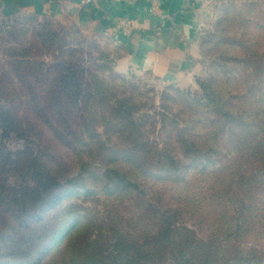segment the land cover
<instances>
[{"label":"rangeland","instance_id":"obj_1","mask_svg":"<svg viewBox=\"0 0 264 264\" xmlns=\"http://www.w3.org/2000/svg\"><path fill=\"white\" fill-rule=\"evenodd\" d=\"M198 2L203 74L197 79V87L190 90L165 84L150 73L124 70L121 63L126 51L122 45L110 37L85 31L73 22L28 12L0 15V22L7 19L5 24L16 25L20 31L19 41L30 47L39 61L54 63L64 58L78 61L86 71L91 92L97 90L95 86L99 83L96 103L105 102L109 106L100 109L96 116L89 112L84 116L89 125L97 128L104 144L120 147L124 141L113 132V126L107 129L101 122L102 119L110 122L118 119L115 110L119 109L123 114L120 121L129 114L138 123L137 143H144L146 147L137 149L156 153L168 149L169 153L176 152L186 160L187 152L178 142L184 134L180 133L181 129L187 121L215 115L203 107L207 103L203 84L215 73L236 70L249 74L245 83L248 85L254 83L255 73H264V0ZM123 22L124 31L132 29L130 23ZM49 29L54 40L51 38L49 46L45 47L40 36ZM221 87L225 95V85ZM189 101L203 108L192 109ZM91 118H95V122L91 123ZM181 122L182 127H178ZM190 134L197 137L204 132L198 125ZM4 145L13 151L23 147L22 142L13 138ZM220 153V162L200 174L188 170L187 177L166 180L160 176L142 177L135 171L132 179L140 185L132 186L129 192L66 200L51 225L64 226L78 219L80 232L73 243L67 245V251L56 255L54 263L76 256L74 263L77 264H112L113 259V264H118V259H127L133 264L137 261L147 264L148 260L152 264H173V260L190 264H239L237 257H244L250 264H264V214L259 216L240 208L243 201L250 206H262L264 186L261 183L264 181L261 179L264 177H258L253 164L240 165L241 160L229 143L224 144ZM102 161L103 165H95L100 172L107 164ZM163 220L171 224L170 230L186 234L174 237L170 248L157 243L156 239L151 242L157 231L164 228ZM197 241L208 242L212 247H195L193 243Z\"/></svg>","mask_w":264,"mask_h":264},{"label":"trees","instance_id":"obj_2","mask_svg":"<svg viewBox=\"0 0 264 264\" xmlns=\"http://www.w3.org/2000/svg\"><path fill=\"white\" fill-rule=\"evenodd\" d=\"M6 20L0 22V264H77L76 256L54 263L56 255L67 251V245L80 232L78 219L52 227L59 207L73 197L89 199L93 195L129 192L132 186L140 185L132 179L135 171L142 177L160 176L166 180L187 177L188 170L200 174L220 162V151L229 143L241 160L240 165L251 163L258 177H264V73H255L254 83L248 85L245 83L249 74L236 70L215 73L203 84L207 94L203 107L215 115L183 125L180 133L184 134L178 142L187 152L186 160L168 149L161 153L137 149L146 147L137 143L138 123L129 114L120 121L123 114L119 109L115 110V122H101L107 129L113 126V132L124 141L120 147L107 146L84 116L86 112L96 116L100 109L109 106L96 103L99 83L97 90L91 92L86 71L78 61L64 58L52 63L36 59L30 47L19 41V28L5 24ZM52 36L50 29L41 34L42 45L49 46ZM224 85L225 95L219 88ZM176 90L182 93L181 89ZM188 105L192 109L202 107L191 101ZM92 122L95 118H91ZM178 125L182 127V122ZM198 125L204 134L192 137L190 133ZM11 138L22 142L23 147L8 149L4 142ZM103 159L106 169L100 172L95 165H103ZM130 163L133 165H127ZM184 185L188 186V182ZM240 208L247 213L264 214V202L257 207L243 201ZM163 227L151 242L156 239L170 248L173 238L184 232L170 230L171 224L164 220ZM193 244L212 247L204 241ZM106 258L107 255L105 261ZM243 259L237 257L239 264H250ZM119 261L134 263L118 259V264ZM172 263L190 264L174 260Z\"/></svg>","mask_w":264,"mask_h":264},{"label":"crops","instance_id":"obj_3","mask_svg":"<svg viewBox=\"0 0 264 264\" xmlns=\"http://www.w3.org/2000/svg\"><path fill=\"white\" fill-rule=\"evenodd\" d=\"M199 0H162L160 16L140 0H0V15L28 12L70 21L90 33L115 39L126 51L124 70L150 73L190 90L203 74ZM133 27L124 31L125 23Z\"/></svg>","mask_w":264,"mask_h":264},{"label":"built area","instance_id":"obj_4","mask_svg":"<svg viewBox=\"0 0 264 264\" xmlns=\"http://www.w3.org/2000/svg\"><path fill=\"white\" fill-rule=\"evenodd\" d=\"M140 0H134V2H138ZM148 2V7L150 13H152L154 16H160L161 14L158 13V11H162V0H146Z\"/></svg>","mask_w":264,"mask_h":264}]
</instances>
